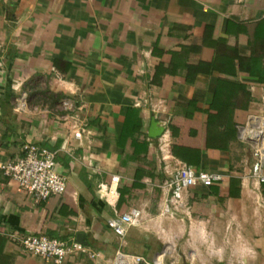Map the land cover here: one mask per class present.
Wrapping results in <instances>:
<instances>
[{"label":"crops","instance_id":"0c3cea01","mask_svg":"<svg viewBox=\"0 0 264 264\" xmlns=\"http://www.w3.org/2000/svg\"><path fill=\"white\" fill-rule=\"evenodd\" d=\"M258 56L263 71L264 0H0V162L45 146L68 181L36 202L0 174V259L55 264L13 232L82 234L100 256L63 264H110L121 242L99 187L118 175L116 210L144 217L126 252L154 259L172 243L177 264H264V183L237 128L264 114V81L250 72ZM180 161L224 179L189 189L188 213L164 215Z\"/></svg>","mask_w":264,"mask_h":264},{"label":"built area","instance_id":"2783aa9c","mask_svg":"<svg viewBox=\"0 0 264 264\" xmlns=\"http://www.w3.org/2000/svg\"><path fill=\"white\" fill-rule=\"evenodd\" d=\"M63 104L70 107V101L67 99ZM74 128L77 130L75 136L81 138L84 129L78 122L74 123ZM237 128L241 141L251 148L253 158L251 174L259 182L264 183V114H249L246 121L240 123ZM57 157L56 150L36 144H25L20 156L0 162V174L17 183L34 201H45L67 190V176L58 170ZM163 159L166 160L167 156L164 155ZM223 179L224 176L221 174L198 171L193 166L180 161L166 182L167 197L161 214L177 216L188 213L190 207L185 197L189 189L199 185L211 187ZM119 181L120 177L114 175L109 183H102L99 187L102 197L115 208V215L107 220V224L121 242L110 264H165V258L172 255L175 250V247L169 250L168 244L160 252L163 254L161 261L158 260L160 253L154 259H149L144 255L129 253L122 249L129 230L141 226L144 217L141 210L135 207L126 212L116 210L121 196ZM0 235H2L1 230ZM9 238L19 242L27 253L55 264H63L70 256H80L85 253L94 259L100 256L98 252L90 250L75 239L64 240L44 233L19 235L18 232L10 233ZM189 260L188 264H193L192 257Z\"/></svg>","mask_w":264,"mask_h":264},{"label":"trees","instance_id":"16d2710c","mask_svg":"<svg viewBox=\"0 0 264 264\" xmlns=\"http://www.w3.org/2000/svg\"><path fill=\"white\" fill-rule=\"evenodd\" d=\"M258 61H261V59L259 58V56L258 57H253L252 58V67L250 68V72L253 74V75H256V76H258L259 78H260V80H262V81H264V70L262 71V69H261V67L259 68V70H258ZM216 102H219V101H216ZM226 104V103H225ZM227 105H228V103H227ZM210 122L212 121V119H210L209 120ZM138 130H140V127L138 126L137 128H136V131H138ZM191 151H193V150H191ZM177 152V154L179 155V156H181V153L179 152V151H176ZM3 240H5L4 238H1L0 237V241H3ZM3 243V242H2ZM1 243V244H2Z\"/></svg>","mask_w":264,"mask_h":264},{"label":"water","instance_id":"95a60500","mask_svg":"<svg viewBox=\"0 0 264 264\" xmlns=\"http://www.w3.org/2000/svg\"><path fill=\"white\" fill-rule=\"evenodd\" d=\"M163 132H164V127H160V126L156 125V121H153L152 127L150 129V133H149L150 137L158 138L163 134ZM82 236H83L82 234L78 235V240L80 242H84Z\"/></svg>","mask_w":264,"mask_h":264},{"label":"rangeland","instance_id":"374dc122","mask_svg":"<svg viewBox=\"0 0 264 264\" xmlns=\"http://www.w3.org/2000/svg\"><path fill=\"white\" fill-rule=\"evenodd\" d=\"M176 254H177V252H174L172 255H170V256H167L166 258H165V264H177V260L179 259L178 258V256H176ZM178 258H176L175 256ZM149 259H151V258H149ZM198 260V258H194V263H196V261ZM180 261H182L181 259H180ZM188 261H190V260H188ZM6 262L4 261V260H1L0 259V264H5ZM182 263V262H181ZM192 263H193V261H192ZM193 263V264H194ZM187 264H188V262H187Z\"/></svg>","mask_w":264,"mask_h":264},{"label":"bare ground","instance_id":"6f19581e","mask_svg":"<svg viewBox=\"0 0 264 264\" xmlns=\"http://www.w3.org/2000/svg\"><path fill=\"white\" fill-rule=\"evenodd\" d=\"M168 246L170 247L169 250H171V249L174 248V244H172V243H169ZM162 258H163V254L160 253V254L158 255V260L161 261Z\"/></svg>","mask_w":264,"mask_h":264}]
</instances>
